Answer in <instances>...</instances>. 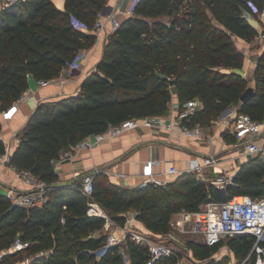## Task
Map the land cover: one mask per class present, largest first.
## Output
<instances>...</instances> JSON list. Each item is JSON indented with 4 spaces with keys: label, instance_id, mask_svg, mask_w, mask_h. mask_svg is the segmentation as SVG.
I'll use <instances>...</instances> for the list:
<instances>
[{
    "label": "trees",
    "instance_id": "obj_1",
    "mask_svg": "<svg viewBox=\"0 0 264 264\" xmlns=\"http://www.w3.org/2000/svg\"><path fill=\"white\" fill-rule=\"evenodd\" d=\"M253 1L263 10L264 0ZM107 3L65 0L60 8L54 0H17L0 8V112L8 111L28 90L30 74L38 80L54 79L95 43V22ZM248 12L254 13L248 0H139L134 13L108 35L104 54L80 91L41 102L18 133L11 163L20 171H32L51 188L43 204L26 206L14 203L0 186V248L9 246L19 232L35 251H47L32 264H125L118 246L98 257L96 250L107 238L102 230L105 219L88 213L89 198L79 183L57 184L55 162L63 150L110 124L168 114L175 94L182 108L194 99L202 103L183 118L190 126L210 123L237 106L250 85L242 73L245 54L237 41L249 43L260 34ZM72 15L88 29L76 27ZM253 78L256 94L239 111L264 121V51ZM2 127L0 116V132ZM226 137L235 140L232 134ZM6 152L0 136V155ZM263 192L264 158L253 156L242 163L226 193L188 171L165 184L135 187L97 171L92 196L116 221L124 223L133 210L151 231L166 234L182 207L199 210L234 194ZM228 242L244 260L253 239L236 235ZM188 244L200 259L209 258L219 245L195 240ZM127 252L129 264H147L150 258L148 246L131 238Z\"/></svg>",
    "mask_w": 264,
    "mask_h": 264
},
{
    "label": "built area",
    "instance_id": "obj_2",
    "mask_svg": "<svg viewBox=\"0 0 264 264\" xmlns=\"http://www.w3.org/2000/svg\"><path fill=\"white\" fill-rule=\"evenodd\" d=\"M17 0H6L5 4L10 5ZM139 0H131L130 3L121 9H117L115 5L107 3L104 9L98 13L94 26V32L97 36L103 34L106 26H109V34L114 32L120 25L121 19L119 14L128 16L134 13ZM248 4L254 13L261 12L260 8L253 0H248ZM73 24L84 30L88 29V25L72 15ZM83 52L80 51L77 57L69 63L63 70L64 77H72L81 68ZM53 79H39L40 86L47 85ZM17 101L23 102L26 96ZM202 103L199 99H194L186 103L182 108L178 99H173L169 105V113L165 115L145 116L141 118H131L120 124H110L105 131L88 136L77 144L68 149L64 155V159L73 157L74 152L82 148H91L95 143L105 140L108 137L115 136L126 129L135 128L143 124H154L166 130H178L183 134L204 140L206 137L205 129L200 123L190 126L184 123L183 118L196 112ZM229 131V121L227 122ZM230 132L235 137L236 146H238L243 154L252 156H261L264 158V121L254 119L249 113L236 112L230 126ZM11 160V156L8 157ZM222 158L216 152L205 153L196 156L191 160L190 166L186 169L188 172H198L204 174L208 168H217ZM156 160H149L150 164H155ZM236 172H229L224 168L220 169L214 176L210 178V182L223 192H227L228 186L233 182ZM168 174L179 175L181 170L173 165L168 168ZM19 177L28 184V188L19 189L15 186H8L5 193L16 204L30 206L33 204H43L50 191V184L39 178L30 170H18ZM94 175L95 173H86L79 181L82 192L88 196L90 215L101 216L105 219L103 232L106 234V241L101 245L96 253L98 257L102 256L111 246H118L119 252L123 254L125 264H129V254L127 246L129 239H135L139 244L148 246L150 250V258L147 264H155L165 257L173 256L177 251L175 246L166 240L151 241L148 237L149 230L139 229L133 220L137 216L134 213L132 217H127L124 223L116 221L109 212L104 209L99 202L93 199L94 192ZM145 182H154L156 184L164 183L161 179L149 175ZM176 214L174 228L182 234L190 233L198 241L208 245H217L236 235H246L253 239L251 249L241 264L253 263L264 264V192L258 196L250 194H234L224 201H211L199 210H190L182 207ZM65 221V218H62ZM170 234V232L166 233ZM30 247L29 241L17 238L14 248L10 251H17ZM46 254L47 252L38 251L35 254L26 256L23 259L13 262L4 261L2 259L4 253H0V264H32L36 256Z\"/></svg>",
    "mask_w": 264,
    "mask_h": 264
},
{
    "label": "crops",
    "instance_id": "obj_3",
    "mask_svg": "<svg viewBox=\"0 0 264 264\" xmlns=\"http://www.w3.org/2000/svg\"><path fill=\"white\" fill-rule=\"evenodd\" d=\"M4 1L0 0V8ZM54 1L60 8L65 7V0ZM130 1L108 0V3L115 5L117 9H121L125 8ZM257 14L247 13L249 21L259 29L260 34L250 43L251 45L248 48L249 55H245V65L242 70L245 76L252 77L254 76L256 63L264 51V31L262 32L263 28L260 29L264 24V8L261 11L262 16L257 18ZM118 16L121 20L126 17L123 14ZM108 27L106 26L103 34L97 36L95 43L91 47L82 50L81 68L74 76L64 77L62 71L51 83L40 86L38 79L33 74H30L29 88L25 92L27 99L20 104L15 102L6 112H0L3 120L0 136L6 142L9 150V153L0 155V186L2 191L5 192L8 186H15L19 189L28 188V184L19 177L18 169L11 161L5 160L4 156L12 155L19 143L18 133L27 125L30 116L41 102L57 100L80 91L87 74L96 68L104 54L109 35ZM251 84L255 85L254 78ZM174 99H177L176 94ZM236 112L237 106H231L228 111L229 115L226 116L225 114L227 117L226 122L229 121L230 123ZM234 142L235 140L229 141V161L217 166V170L224 168L229 170V172H235L242 163L253 157L252 155L243 154ZM216 146L212 143L208 146L201 140L187 136L176 129L166 130L158 125L143 124L123 130L115 136L95 143L91 148L79 149L74 152L73 157L62 158L68 149L63 150L61 158L55 162V168L58 173L57 184H76L79 183L84 174L96 173L97 171L105 173L111 181L128 187L145 184V179L150 174L165 183L178 176L168 174L167 170L169 167L175 165L181 172H185L193 158L201 154L214 152L212 150L216 149ZM149 160H156L157 162L150 164ZM210 170L213 171V167L208 168L201 178L206 180L205 176ZM134 213L133 210H130L126 216L132 217ZM134 221L137 222L135 223ZM133 222L138 227L141 225L144 230L151 231L142 220L136 218Z\"/></svg>",
    "mask_w": 264,
    "mask_h": 264
},
{
    "label": "rangeland",
    "instance_id": "obj_4",
    "mask_svg": "<svg viewBox=\"0 0 264 264\" xmlns=\"http://www.w3.org/2000/svg\"><path fill=\"white\" fill-rule=\"evenodd\" d=\"M5 2L6 0L4 1L3 5H6ZM259 13L257 14V18L262 16L261 12ZM163 19L166 20L167 17H163ZM262 28H263L262 30L263 32L264 24L261 26L260 29ZM250 43L251 42L246 43L242 41H237V45L241 48V50L243 51L245 55L247 54L249 55L248 48L251 45ZM258 46L261 47L260 44H258ZM24 96H26V98H24L23 102L27 99V94L24 93ZM225 110L218 117L213 119L212 122L206 123L203 125L205 129L206 137L204 138V140H201L204 144L208 146L211 143L214 145H217L215 147L216 149L212 151L216 152V154H218L223 159L219 165L225 164L229 161V140L227 139L226 136L228 135V133L229 135L232 134L230 132V127H229V131L227 129V125H226L227 117L226 116L229 115V113L228 111L225 112ZM231 122L229 123L230 126H231ZM237 148L241 151L239 147ZM7 152L9 153L8 149H7ZM7 152L5 154H7ZM8 157L10 156L9 155L4 156L5 160L10 162L11 160L9 161ZM218 171L219 170H217L216 168H213V171L210 170L209 173H207L205 176L206 182H210V178L214 176L216 172ZM193 174L199 178L203 177L202 173L193 172ZM170 178H173V177H170ZM165 183H162V184H165ZM175 220H176V214H174L172 217V228L170 230V234L156 233L153 231H150L148 233V237L151 241H159V240L170 241L175 246L176 251H177L173 256L162 258L161 260L157 262V264H241V261L243 259L237 258L235 251L232 249L228 240H224L223 242H221L218 245L217 249L212 253V255L209 258H206V259L198 258L197 256L193 254V251L190 245L188 244L189 240H195V241H198V240L192 234L190 233L182 234L176 228H174ZM134 222L136 223L137 221H134ZM138 228L144 230L141 225ZM14 236H15V239L9 246H3L2 248H0V253H4L2 257L4 261L13 262L16 260L23 259L28 255L35 254L37 252L33 249V247H29V248L27 247L26 249H21L17 251H10L11 249L14 248V243L17 240V238H20V233L17 232ZM245 264H248V263H245Z\"/></svg>",
    "mask_w": 264,
    "mask_h": 264
},
{
    "label": "water",
    "instance_id": "obj_5",
    "mask_svg": "<svg viewBox=\"0 0 264 264\" xmlns=\"http://www.w3.org/2000/svg\"><path fill=\"white\" fill-rule=\"evenodd\" d=\"M96 69V68H95ZM94 69V70H95ZM93 71V70H92ZM89 75V73L87 74V76ZM86 76V77H87ZM250 79V85L247 87V89L242 93L241 95V101L240 103L237 105V110L239 111L241 106L243 105V103L247 102L248 100H250L255 94H256V86L251 84L253 77L252 76H247ZM171 83H174V80L171 81ZM231 107H228L226 111H229ZM242 165V164H241ZM241 166L239 167V169L237 170L236 174L240 171Z\"/></svg>",
    "mask_w": 264,
    "mask_h": 264
}]
</instances>
